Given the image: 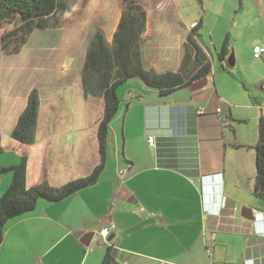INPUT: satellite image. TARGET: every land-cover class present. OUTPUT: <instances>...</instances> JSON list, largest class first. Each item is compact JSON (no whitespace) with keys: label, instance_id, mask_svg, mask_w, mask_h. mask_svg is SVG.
<instances>
[{"label":"crops","instance_id":"crops-1","mask_svg":"<svg viewBox=\"0 0 264 264\" xmlns=\"http://www.w3.org/2000/svg\"><path fill=\"white\" fill-rule=\"evenodd\" d=\"M138 2L146 12L141 35L144 67L157 73L179 72L186 37L195 29L193 39L211 62L205 85L192 90L193 81L162 95L131 78L138 79V92L132 91L138 100L125 104L124 150L118 132L109 131L106 165L96 183L59 201L39 198L34 209L8 219L0 264H100L108 246L118 264H264L260 221L264 201L252 192L253 145L264 103L244 79L218 68L216 53L210 50L217 47L212 33L207 43L197 34L199 27L206 26V11L174 32L178 0ZM102 5L84 13L80 7L64 23L77 45L84 42L87 48L96 29L111 42L123 4L115 0ZM77 17L83 22L73 29ZM195 21L198 26L191 29ZM187 48L191 55V45ZM84 53L75 63L78 75ZM68 57L61 56L62 67H69ZM260 59L263 54L256 61ZM223 64L228 66L226 60ZM192 69L191 55L184 73L190 75ZM55 80L54 73L46 74L40 85L32 87L40 99L32 143L12 139L11 147L2 144V138H11L31 88L23 93L0 92V166L14 165L25 155L28 187L37 181L43 163L48 182L60 186L87 175L98 161L94 129L100 117L89 124L83 111L91 96L83 98L81 112H58L63 96L56 89L72 82ZM55 93L58 96L53 98ZM137 118L138 138L126 129V122L132 126ZM229 123L244 147L226 144L231 140ZM148 135L154 136L152 144ZM10 148L14 154L6 156ZM11 179V171L0 173V196ZM242 208L250 210L253 219L242 217ZM102 227L108 228L105 237L98 234ZM206 244L211 245L210 253Z\"/></svg>","mask_w":264,"mask_h":264},{"label":"trees","instance_id":"trees-1","mask_svg":"<svg viewBox=\"0 0 264 264\" xmlns=\"http://www.w3.org/2000/svg\"><path fill=\"white\" fill-rule=\"evenodd\" d=\"M0 0V50L7 54H17L27 42L35 29L49 26L58 27L63 14L72 15V11L85 4L86 0ZM71 2V3H70ZM75 2V3H74ZM119 21L107 42L103 32L96 29L89 42L83 58L80 72V85L83 98L99 97L103 100V111L96 123V139L98 161L92 170L84 176L69 180L60 186L48 182L45 164H42L37 181L26 186V156L21 155L18 163L7 167L0 166V173L11 171L10 185L0 196V244L3 238L6 221L14 216L34 209L39 198L59 201L79 189L97 182L107 160V139L109 125L119 107L117 87L131 78H138L146 86L166 95L181 85H189L193 81L205 78L211 71V62L206 53L193 39L191 34L186 37L184 54L179 72L157 73L145 68L142 63L141 35L145 29L146 12L138 0H122ZM65 13V15H66ZM13 27L6 29V25ZM198 26V25H197ZM196 26V27H197ZM188 44L191 45L193 69L190 75L184 73L188 58ZM230 56L227 40H224L217 51L218 68L229 71L223 61ZM233 55H231V58ZM40 99L37 89L31 88L27 102L20 112L17 123L11 132V138L20 143H32L38 114ZM231 131L229 145L239 148L245 145L236 141L232 123L227 125ZM255 150L256 173L252 192L264 201V118L257 122V141ZM0 144V152H2ZM100 264H118L113 250L108 246Z\"/></svg>","mask_w":264,"mask_h":264},{"label":"rangeland","instance_id":"rangeland-1","mask_svg":"<svg viewBox=\"0 0 264 264\" xmlns=\"http://www.w3.org/2000/svg\"><path fill=\"white\" fill-rule=\"evenodd\" d=\"M104 1H108L109 4L110 1L115 2V0H86L85 4L80 6L82 7L81 11L84 13L91 7L97 10ZM112 4L114 5V3ZM80 7L78 6V9ZM78 9L73 12L76 14ZM204 11H206V26L199 27L197 34L201 35L203 41L207 43L208 34L209 32L212 33L214 38L212 42L217 43V47L210 50L216 53V57L221 44L227 40L230 54H233L234 60L237 59L234 66H227L229 71L234 72L239 79H244L247 83L246 87L252 90L254 97H259L258 101L264 103V59L256 61L252 57L254 44L264 46V0H178V17L174 32L176 29L180 32L181 24L184 26L190 20L200 18ZM68 19L71 20V15L66 13L64 21L61 20L58 27L49 26L44 29H35L17 54H7L0 50L1 93L7 91H12L13 94L26 92L34 85H40L41 78L46 74L54 73L56 83L64 80L72 82L56 89L63 96L58 112H81L84 103L80 75L74 70V67H77V62L83 57L86 44L79 42L77 45V42L71 40L70 27L64 26ZM80 19V17L75 18L73 29L83 22ZM70 22L67 23L70 24ZM5 27L6 29L12 28L13 23H9ZM66 53L69 54V59L66 61H68L67 65L70 68L60 65L61 56ZM77 75L78 77H76ZM134 90L138 92V79L136 81L129 79L116 89L119 108L110 122L109 131L116 130L118 132L119 146L122 151L124 150L123 116L125 104L130 100H138V96H135L136 92H132ZM133 94L134 96H132ZM57 96V93L52 95L53 98ZM50 100H52L51 97H48V104H51ZM89 100L92 104L87 102L83 111L86 112L87 122L90 124L102 115L103 100L99 97H90ZM229 103L232 104V102ZM80 104L81 107L78 108ZM244 124L241 126L245 127ZM248 124L250 125V121ZM126 129L138 138V118L134 120L132 126L126 122ZM9 140L12 138H2V144L8 146ZM127 142L129 141L127 140ZM127 145L129 147V143ZM13 152L14 150L11 151L10 148L4 154L11 156L14 154Z\"/></svg>","mask_w":264,"mask_h":264},{"label":"built area","instance_id":"built-area-1","mask_svg":"<svg viewBox=\"0 0 264 264\" xmlns=\"http://www.w3.org/2000/svg\"><path fill=\"white\" fill-rule=\"evenodd\" d=\"M197 25H198V22H197V21L192 22V23L190 24V28H191V29H192V28H195ZM263 52H264V46L255 45V46H253V49H252V56H253V58H255V59L260 58V57L262 56ZM132 96H134V94H133ZM216 111L219 113V112H220V108H217ZM200 112H201V110H198V111H197V113H200ZM146 140H147L148 144H152L153 141H154V136H153V135H148L147 138H146ZM260 221H261L262 226H263V228H262V232H261V233L264 235V212H262V213L260 214ZM98 234H99L100 236L105 237V236L108 234V228H107V227H102V228H100V229L98 230ZM205 251H206L207 253H210V252H211V245L206 244V245H205Z\"/></svg>","mask_w":264,"mask_h":264},{"label":"water","instance_id":"water-1","mask_svg":"<svg viewBox=\"0 0 264 264\" xmlns=\"http://www.w3.org/2000/svg\"><path fill=\"white\" fill-rule=\"evenodd\" d=\"M231 55H233V54H230V56H228V58L226 59V64L230 67L234 65V57L231 58ZM205 83H206L205 78L198 80V81H195L191 84V89L192 90L198 89V88L204 86ZM241 216L246 218V219H249V220L253 219V214L251 213V211L248 209H245V208H242Z\"/></svg>","mask_w":264,"mask_h":264}]
</instances>
